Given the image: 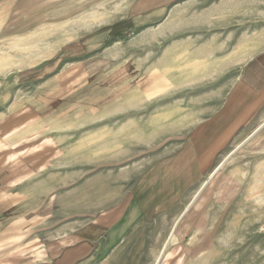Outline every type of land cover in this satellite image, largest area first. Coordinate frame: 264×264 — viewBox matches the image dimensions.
I'll use <instances>...</instances> for the list:
<instances>
[{"label":"rangeland","instance_id":"374dc122","mask_svg":"<svg viewBox=\"0 0 264 264\" xmlns=\"http://www.w3.org/2000/svg\"><path fill=\"white\" fill-rule=\"evenodd\" d=\"M263 43L264 0H0V116L29 100L48 144L4 227L83 264H264V114L178 168Z\"/></svg>","mask_w":264,"mask_h":264},{"label":"crops","instance_id":"0c3cea01","mask_svg":"<svg viewBox=\"0 0 264 264\" xmlns=\"http://www.w3.org/2000/svg\"><path fill=\"white\" fill-rule=\"evenodd\" d=\"M16 105L0 116V264H83L82 259L93 253L83 250L85 244L51 255L48 247L38 251L30 241H22L24 236L17 229L4 227L3 213L16 205L13 200L20 179L30 178L31 164L45 162L41 157L48 146L34 142L30 136V125L42 120L40 110L32 107L29 100ZM261 113L264 114V43L243 62L239 79L224 104L192 128L185 159L178 158L180 171H189L186 177L192 178V183L202 178L237 130Z\"/></svg>","mask_w":264,"mask_h":264},{"label":"bare ground","instance_id":"6f19581e","mask_svg":"<svg viewBox=\"0 0 264 264\" xmlns=\"http://www.w3.org/2000/svg\"><path fill=\"white\" fill-rule=\"evenodd\" d=\"M212 176H213V175H211L210 178H212ZM210 178H209V179H210ZM204 185H205V184H204ZM201 189H202V188H201Z\"/></svg>","mask_w":264,"mask_h":264}]
</instances>
